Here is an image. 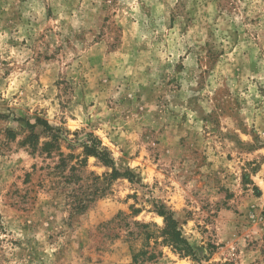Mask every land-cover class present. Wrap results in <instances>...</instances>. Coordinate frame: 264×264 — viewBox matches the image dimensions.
<instances>
[{"label": "clouds", "instance_id": "1", "mask_svg": "<svg viewBox=\"0 0 264 264\" xmlns=\"http://www.w3.org/2000/svg\"><path fill=\"white\" fill-rule=\"evenodd\" d=\"M0 264H264V0H0Z\"/></svg>", "mask_w": 264, "mask_h": 264}]
</instances>
